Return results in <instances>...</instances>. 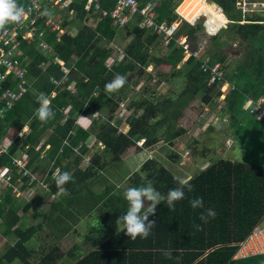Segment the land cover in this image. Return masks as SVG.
<instances>
[{"label": "trees", "instance_id": "1", "mask_svg": "<svg viewBox=\"0 0 264 264\" xmlns=\"http://www.w3.org/2000/svg\"><path fill=\"white\" fill-rule=\"evenodd\" d=\"M139 1L142 6L148 0ZM191 1L180 5V9L175 6L178 3L173 4L171 0L157 1L158 21H173L178 17L174 9L182 18L188 20L183 18L174 37L166 44L162 56L154 55L150 51L153 46L163 43L157 34L147 32L139 26L140 15H136L122 27V31L121 28H113L108 17H101L98 24L91 27L87 24L88 17L83 0H75L72 4L78 14L77 18L71 22L63 19V25L79 24L80 29L74 35L63 33L57 36V31L39 29L41 37L53 49L52 55H43L37 51L36 42H22L21 46L30 58L26 77L28 89L7 115L0 119V135L6 133L8 128L19 132L27 126L28 131L24 138L13 135L14 142L9 154L0 159V164H8L16 151L25 152L28 156L26 167L31 174L37 173L38 176L28 184L24 183L27 181V177H24L19 189L23 190L34 186L35 182H41L48 190V200L46 208L39 211L43 215L42 221L29 225L24 222L18 224L22 219L18 211L22 214L28 211L36 204L40 195L36 192L29 200L15 201L12 196L13 187L8 186L5 189L0 201L1 234L14 236L16 241L6 248L0 259L3 257L11 261L18 258L20 264H59L57 259L62 253L53 252L60 249L57 244L54 243L46 250L36 247L43 227L47 225L48 230L50 227V231L60 237L80 217L96 213V207L104 197L117 206L123 204L119 195L114 192L117 185L108 182L109 178L105 180L107 183L103 191L97 187L104 180L101 176L106 168L100 163V154L90 160L92 165L100 167L102 171L99 175L100 182L96 178L85 180L89 172L81 165L88 154V142L93 135L104 146L105 152L110 153L117 161L132 147L140 151L153 149L158 143L165 142L173 148L176 140L183 135L184 130H179V123L192 101L214 110L223 93L224 106L218 113L219 116L227 113V136L235 133L234 140L240 141V155L243 158L221 157L210 160L202 170L191 175L192 191L184 189L185 199L176 202L175 211L168 209L166 201L157 205L155 215L149 217L156 224L147 239L138 237L132 240L125 234L124 227L103 235L105 227L98 221V229L86 235L82 243H75L69 249L66 264H264V254L233 259L238 243L244 240L264 215V159L261 156V153L264 155V118L257 119L255 114H250L245 109L249 100L255 104L260 97H264V12H257L256 17V13H247L244 16L242 9L238 7V1L241 0H207L210 2L207 4L211 5L208 10L209 22H222L223 18H227L229 23L225 29L230 27L245 34L243 39L250 51L241 59L227 63V55L216 49H222V45L226 44L225 39L221 38L226 30L221 28L210 36L216 50L203 52L201 58L191 55L184 60V47L178 43L177 38L184 35L191 49L197 47L191 46L190 39L195 41L204 26L202 22L198 23L202 17L195 18L203 10H207L204 3L206 0H195L194 7L203 9L193 12L190 9ZM18 2L25 5V0ZM216 4L222 8L224 14L217 12ZM112 5L114 4L106 7ZM203 14L207 17V12ZM242 20L246 22L241 23ZM121 33L124 38L129 37V40L123 51L114 56V62L109 65L107 60L113 52L102 40L111 42ZM206 56L210 57L207 62L209 66L221 62L225 70L224 80L208 83L209 69L203 71L201 68ZM60 60L69 67L68 73L62 70L58 63ZM151 62L156 65L168 64L169 71H160L157 76L149 73L146 67ZM128 73H132L133 77L118 93L106 92V83L116 74L126 77ZM172 73H186L188 83L179 93L168 92L164 100L157 102L156 86L170 78ZM133 79L137 83L144 80L140 90L142 97L147 96L148 101L142 107L139 106L142 97L136 102L130 100ZM53 80L62 82L56 85ZM224 82L228 86L221 92ZM53 91L55 95L51 96ZM41 92L48 95L55 112V118L47 123H42L35 115L39 107L36 97ZM123 102L125 114L132 110L126 119L127 130L118 131L111 122ZM262 106L264 107V103ZM193 111L196 108L193 107ZM96 113L103 118L93 120ZM80 117H86L93 122L90 129L78 126ZM49 132L51 134L46 140L41 141ZM142 139V146L137 147L136 144ZM74 153L75 156L71 157ZM166 155L174 161L180 158V154L174 149ZM55 167L61 172H70L73 176V181L64 185L67 194L62 193L55 185ZM177 177L184 178L166 168L157 157L147 158L128 177L126 190L145 186L147 181H151L155 189L166 196L170 189L180 187ZM50 195L56 199H50ZM196 197L203 198L204 208L191 207L189 201ZM206 209H212L216 213L215 218L209 217L207 223L200 219L202 212L206 214ZM63 217L68 223L61 226ZM194 225H200L202 230ZM99 231L101 233L97 235ZM34 235L37 236L36 239L33 238ZM162 250L170 251L171 258H166Z\"/></svg>", "mask_w": 264, "mask_h": 264}, {"label": "rangeland", "instance_id": "2", "mask_svg": "<svg viewBox=\"0 0 264 264\" xmlns=\"http://www.w3.org/2000/svg\"><path fill=\"white\" fill-rule=\"evenodd\" d=\"M185 0H182L183 4ZM187 1V0H186ZM195 0H192L194 2ZM175 4L180 9V5L182 3ZM191 2V8L193 10H200L201 7L195 8L194 4ZM208 1H204L206 9L210 10V4H207ZM71 4V2L69 1ZM188 3V2H187ZM209 3V2H208ZM56 10V15L52 16L48 14L47 9L41 13L42 17L45 16L46 21L53 22L54 25H59L60 21L65 16H70L69 18H77L78 14L72 15L71 12L66 11V9H58L55 5H51ZM257 12H264V11H255L251 12V14H257ZM86 14L88 16L87 24H90L89 26L95 27L101 17L103 16L101 12L97 11H86ZM260 14V13H259ZM263 14V13H261ZM102 15V16H101ZM199 16V15H198ZM196 17V19H199L201 16ZM214 17L213 15H211ZM258 16L255 15L254 17ZM41 18V17H40ZM184 18V17H183ZM203 19H200L198 23L204 22L206 17H202ZM186 20V18H184ZM183 19V20H184ZM195 19V20H196ZM194 20V21H195ZM227 18H223L222 22H212V29L216 30L221 25H225L227 23ZM72 21V19L70 20ZM86 21V20H85ZM188 21V20H187ZM246 22L245 20L240 21ZM182 23V22H181ZM190 23V22H189ZM197 23V24H198ZM218 23V24H217ZM111 26L116 29V26L111 21ZM192 25V24H191ZM228 24H226L227 27ZM204 30L199 31L198 38L194 40L190 39L191 46H197V44H202V52H208L213 51L215 46L212 45V38L210 36H213L216 34L221 28L223 30H226V33L221 34V38L225 39L226 44L224 46L222 45V49H218L221 53L227 55V63L233 61V60H239L243 57V55L250 51L248 47H246V42L243 39L245 37V34L240 33L238 31H235L234 29L228 27H221L216 31L214 34H210L206 32V27L203 23ZM62 27V24H61ZM66 29L64 32L66 34H72L74 35L79 29L80 26L77 23H69L66 24ZM63 28V27H62ZM124 28H121L120 31H122ZM57 31H60V29H57ZM123 33V32H122ZM118 35L115 40L111 42H107L106 39H103L102 42L110 47L112 49L113 55L109 57L107 60V63L111 65L114 62V56L117 54H120L123 51L124 45H126L127 41L129 40V37L126 39L122 35ZM221 39V40H222ZM26 41V40H25ZM28 42V41H27ZM37 42V39H35L33 42ZM29 43V42H28ZM154 48H151L150 51L157 56H162L166 49V45H163L161 43L157 44V46H153ZM196 48V47H194ZM215 49V50H216ZM40 52V51H39ZM43 55H46L48 53H42ZM185 60V59H184ZM30 60L25 62V66L28 73V64ZM60 63V61L58 62ZM43 67V66H42ZM187 70V68H186ZM146 71L149 73H152L153 75L157 76L158 72H168L169 71V65L168 64H159L156 65L155 63H150L149 66L146 67ZM186 73H172L170 78H166V80H163L159 85L156 86V97H158L157 102H161L164 100V97L166 96V93L174 91L175 93H179L188 83V79L185 77ZM133 77L132 73H128L126 76V81H131V78ZM144 83V80H140L139 83L135 81V79L132 80V92L130 93V100L133 102H136L138 100H141L142 92L140 90V86ZM154 83V82H153ZM228 85H224L221 88L222 90L226 89ZM224 99L220 100L218 102L217 107L212 110L209 107L203 106L200 102L192 101V105L189 106L185 112L184 117L181 119L179 123V130L183 131V135L179 137L176 140V146L171 148L169 145H166L165 142L158 143L153 149H144L138 151V148H130L127 150V152L121 157L122 159L120 161H117L114 156H112L110 153L105 152L104 146L97 142V139L95 135H93L92 139L88 142L89 150L88 154L85 156L84 161L82 162V168L86 169L89 172L88 178L85 180H91L93 178H96L98 182H100V173L102 172L100 167L96 165H92L90 160L93 156L96 154H100L101 158V165H105L106 168L103 170L105 171L104 175L101 176L102 182L98 184V189L100 191H103L106 187V179L109 178L110 183H114V185H117L114 188V192H116L120 197V202L123 203L122 205H116L113 201L108 200L107 197H104V200L99 203L96 207V213H92L90 215H85L80 217L77 221H75L72 225V228L69 227V230H66L64 233L61 234L60 237H57L54 235L50 230L46 227H43L41 229V238L39 240V244H36V247H42L43 250L50 249V246H52L54 243L57 244L60 249L58 251H54L55 253H62L61 257L57 259L59 261V264H66V261H68V251L75 243H82L84 241V238L86 235H89L90 232L96 230L99 228V224H97L98 221L102 223V227H105V231L103 232V235H108L110 232H115L118 229H121L123 227V224L117 225V220L126 214V210L128 207L127 201L124 199V192L126 191V185L128 184V177L130 174L137 168L140 167V165L145 161L147 158H154L157 157L160 162L164 163V166L166 168L171 169L173 172L179 174L180 176H191L194 175L196 172L202 170L203 167L206 166V163L210 160H217L218 158H234L237 157L238 159H242L243 156L240 155L242 149H241V143L239 140H234L235 133H232L231 135L227 136V131L229 129L228 126V119H227V113L220 114L218 111L222 106H224ZM148 101L147 96L142 97V102L139 104L140 107H142L146 102ZM193 107L196 108V111H193ZM206 109V110H205ZM68 109H65V111ZM132 110V109H131ZM131 110L125 114V103L123 102V107L118 110V112L115 115L114 120L111 122V125L113 127L118 128L121 130H126V119H128V114L131 113ZM68 113V112H66ZM216 115V116H215ZM103 117H100L102 119ZM93 120L97 121L99 119L92 118ZM93 123V122H92ZM91 120H82L81 117L78 119V126H81L85 129L91 128ZM124 126V127H123ZM22 131V137L24 138L25 132L28 131L27 126H24ZM51 134V132L47 133L45 137L42 138L41 141H45L46 138ZM142 144V141H140L137 144V147H140ZM171 149H174L180 154V158L174 161L173 159L169 158L168 154ZM77 152V151H76ZM44 154L42 153V156ZM77 155V154H76ZM240 155V156H239ZM75 156L72 154L71 157ZM261 156L264 155L261 153ZM52 163V162H51ZM57 170V167H55V171ZM33 177H37V173L32 174ZM32 176H29L27 178V181L24 183L28 184L33 179ZM19 182V183H18ZM15 183V188H18V190L12 195L14 197L15 201H22V200H29L30 197L36 192L39 193V199L32 207L28 209L25 213H21L22 219L24 220V223L26 225L37 223L39 221L43 220V215L39 213L40 210L46 208V202L48 200V197L46 193H48V190L45 188V186L42 185L41 182H35L34 186L26 187L23 190L19 189L20 184L22 181H18ZM78 184V183H77ZM8 187V185H5L3 187H0V201H1V195L4 193L5 189ZM50 199H56V197H52V195L49 196ZM150 203V202H148ZM147 206V205H146ZM264 219V216H263ZM65 223H68V220L63 217L61 219L60 224L63 226ZM100 227V228H102ZM62 228V227H61ZM60 228V229H61ZM60 229L58 231H60ZM112 230V231H111ZM101 231L97 232L96 234H100ZM7 239H14V237H8ZM34 239L37 238L36 235L33 236ZM1 238H0V248H1ZM31 243V242H30ZM89 246V245H88ZM1 262V261H0ZM63 262V263H62ZM2 264H5L4 261H2Z\"/></svg>", "mask_w": 264, "mask_h": 264}, {"label": "built area", "instance_id": "3", "mask_svg": "<svg viewBox=\"0 0 264 264\" xmlns=\"http://www.w3.org/2000/svg\"><path fill=\"white\" fill-rule=\"evenodd\" d=\"M19 1V0H18ZM71 2V4L69 3ZM75 0H25L24 15L19 23L10 24L7 26V30L0 33V119H3L9 110H11L14 104L21 99V96L25 94L28 89V79L27 69L25 62L28 61L29 55L25 53L22 48V42L28 41L29 43L37 39L36 49L42 53H53L49 44L41 38L39 29L44 28L46 30L54 31L60 29L64 31L61 27L63 19L71 20L70 16H65L56 28L53 22L46 21L45 16L42 17V12L45 8H48V14L55 16L56 10L51 6L55 5L58 9H66V11L71 12L72 15L76 14V10L72 8V4ZM80 1V0H77ZM85 11L101 12L102 17H108L116 28L125 27L129 21L133 20L136 15H140L141 19L139 26L145 30L150 31L158 35V39L162 41L164 45L168 44L170 40L174 37L175 33L180 27L182 22V17L178 11H174L178 14V17L173 21L168 22L166 20L158 21V13L156 3L158 0H148L142 6H140L139 0H83ZM173 4L177 0H171ZM108 4H114L112 7H106ZM216 6L217 12L223 14L222 8L218 5ZM238 7L242 9L244 16L247 13L255 11H264V0H241L238 1ZM41 17V18H40ZM88 17V16H87ZM229 20H227V23ZM204 25L206 27V32L210 34L216 33L221 27H226L221 25L215 31H212L207 26V18L204 20ZM180 45L184 47L185 56L187 59L189 56L193 55L196 58H201L203 52L202 44L197 45L196 48L191 49L187 38L181 35L177 38ZM209 56H206L201 68L203 71H208L209 80L208 83L215 81H222L225 78V70L222 68L221 62H215L212 65H208ZM59 62V61H58ZM62 70L65 73L70 71L69 67H66L62 61H60ZM43 66V65H41ZM52 79V77H51ZM56 85L60 84V81L53 80ZM224 85H228L224 82ZM227 88V87H226ZM223 89V88H222ZM226 89L222 90L223 92ZM55 95V91L52 92L51 96ZM224 99V94L220 95V100ZM264 97L253 104L249 100L245 109H247L250 114H255L257 119L264 118ZM120 107H123V103H120ZM94 118L99 119L101 115L96 113ZM23 129V128H22ZM22 131L15 132L13 128L6 129V133L0 135V159L9 154V149L14 142L13 135L22 137ZM101 144V143H100ZM28 156L25 152L19 151L11 156V160L8 164H0V187L5 185L12 186V193L14 194L18 188H15V183L22 181L24 177H29L33 175L30 173L29 168H27ZM34 178V177H33ZM14 182H13V181ZM19 183V182H18ZM264 216V215H263ZM264 254V219L261 220L251 229L248 235L238 243L237 249L233 258L244 259L250 256H257Z\"/></svg>", "mask_w": 264, "mask_h": 264}, {"label": "clouds", "instance_id": "4", "mask_svg": "<svg viewBox=\"0 0 264 264\" xmlns=\"http://www.w3.org/2000/svg\"><path fill=\"white\" fill-rule=\"evenodd\" d=\"M24 12L25 9L19 4L18 0H0V33L5 32L8 25L19 23L24 15ZM126 83V77L116 74L110 82L106 83L105 90L108 93H118ZM36 100L39 104L35 113L36 117L42 123H47L49 120L54 119L55 112L51 107V101L48 95L41 92L36 97ZM66 111H69V109ZM81 119L87 120L88 118L81 117ZM140 141H142L143 144L144 140L142 139ZM192 179V176L184 178L177 177L176 180L180 187L170 189L166 196L157 191L151 181H147L145 186L128 188L124 192V199L128 203L126 214L117 220V225L122 223L125 229V234L132 240H136L138 237L141 239H147L151 234L153 226L156 224L155 221L149 220V217L151 215H155L157 205L161 204L162 201H166L168 209L170 211H175L176 202L185 199L184 189L187 188L189 192L192 191V185L190 183ZM53 180L55 181L57 189L62 193L67 194L64 185L72 182L73 176L70 172H61L60 169H57L53 174ZM189 203L193 209L204 208V201L202 197H196L190 200ZM205 211L206 214L202 212L200 215V219L202 221L207 223L209 217L215 218L216 213L214 210L206 209ZM194 227L198 230H202L200 225H194ZM162 251L166 258H171L172 253L170 251Z\"/></svg>", "mask_w": 264, "mask_h": 264}, {"label": "crops", "instance_id": "5", "mask_svg": "<svg viewBox=\"0 0 264 264\" xmlns=\"http://www.w3.org/2000/svg\"><path fill=\"white\" fill-rule=\"evenodd\" d=\"M184 2H188V0L186 1H184ZM192 2V1H191ZM191 2H190V9L193 11V12H195V13H197L198 11L197 10H193L192 8H191ZM193 4H194V2H192ZM182 4H183V2H182ZM181 4V5H182ZM185 4V3H184ZM203 9V8H202ZM208 18H209V16H208ZM64 21V20H63ZM69 22H71L70 20H69ZM66 25H63V22H62V27L64 28ZM66 29V27L63 29V30H65ZM48 31H50V30H48ZM54 31H57V30H54ZM51 32H53V31H51ZM63 33H65L64 31H57V36L58 35H60V34H63ZM72 35V34H71ZM42 38V37H41ZM46 41V40H45ZM47 42V41H46ZM52 49V48H51ZM53 50V49H52ZM53 53H48V54H46V55H52ZM61 61V60H60ZM63 62V61H62ZM62 81L60 80V83H61ZM54 92V91H53ZM206 110V109H205ZM124 127V126H123ZM125 129L127 130V125L125 126ZM125 130V131H126ZM124 131V130H123ZM185 177V176H184ZM187 177V176H186ZM18 212H20V211H18ZM18 214H20V213H18ZM21 222H24V220L23 219H21L20 221H19V223L18 224H20ZM14 236H12V238H13ZM0 238H1V243H2V245H1V248H0V255L1 254H3L5 251H6V248L9 246V245H12L15 241H16V239H15V241L13 240V239H7L6 238V236H4L3 234H1V229H0ZM0 264H2V261H4V263L5 264H20V259H18V258H14L13 260H11V261H7L6 259H4L3 257H1V259H0Z\"/></svg>", "mask_w": 264, "mask_h": 264}, {"label": "bare ground", "instance_id": "6", "mask_svg": "<svg viewBox=\"0 0 264 264\" xmlns=\"http://www.w3.org/2000/svg\"><path fill=\"white\" fill-rule=\"evenodd\" d=\"M182 0H177L175 3H180ZM182 3V2H181ZM205 12H207V17H206V15L205 14H203V13H205ZM199 16H201V17H206L207 18V26H208V28L210 29V30H212V31H215V30H213L212 29V24L209 22V19H208V16H209V12H208V10H203L200 14H199ZM196 19V18H195Z\"/></svg>", "mask_w": 264, "mask_h": 264}]
</instances>
